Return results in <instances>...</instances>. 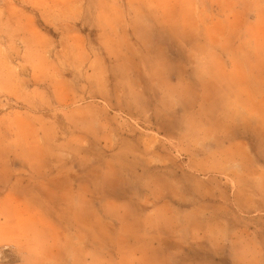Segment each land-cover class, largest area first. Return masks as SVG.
<instances>
[{
  "label": "rangeland",
  "instance_id": "1",
  "mask_svg": "<svg viewBox=\"0 0 264 264\" xmlns=\"http://www.w3.org/2000/svg\"><path fill=\"white\" fill-rule=\"evenodd\" d=\"M1 161L0 264H264V0H0Z\"/></svg>",
  "mask_w": 264,
  "mask_h": 264
},
{
  "label": "crops",
  "instance_id": "2",
  "mask_svg": "<svg viewBox=\"0 0 264 264\" xmlns=\"http://www.w3.org/2000/svg\"><path fill=\"white\" fill-rule=\"evenodd\" d=\"M74 9L83 8V5L80 3H73L71 6ZM30 169L33 168V165L30 164ZM31 174V172H29ZM22 172L15 171V163L9 161L0 162V233L1 232H14L17 225L15 222L7 223V220H2V218H7L9 212L7 211L8 203L12 202H26L33 199L30 195H34L32 192V183L30 179H24ZM31 191V192H30ZM15 213H12L14 216ZM21 217L30 216L31 212L21 213ZM224 250V249H223ZM225 252V251H224Z\"/></svg>",
  "mask_w": 264,
  "mask_h": 264
}]
</instances>
